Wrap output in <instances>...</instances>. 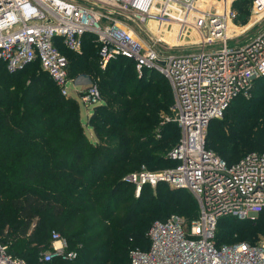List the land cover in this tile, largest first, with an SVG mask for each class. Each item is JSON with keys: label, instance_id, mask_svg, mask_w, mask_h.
<instances>
[{"label": "trees", "instance_id": "16d2710c", "mask_svg": "<svg viewBox=\"0 0 264 264\" xmlns=\"http://www.w3.org/2000/svg\"><path fill=\"white\" fill-rule=\"evenodd\" d=\"M248 1L233 2L240 21L247 8L238 7ZM59 47L68 59V76L88 74L98 87L101 103L86 121L93 138L81 122L78 100L62 95L38 61L14 72L0 65V242L26 264H128L130 248L148 247L151 222L144 233L137 231L139 213L162 220L175 214L186 223L198 213L185 188L159 182L165 193L147 194L145 207L149 185L136 197L134 186L123 180L140 165L166 169L175 164L166 157L179 139V128L165 120L171 88L155 72L139 76L125 57L101 69L93 34L82 36L79 52ZM205 147L227 163L264 150V77L254 80L249 97H235L221 118L209 122ZM253 224L264 231V210L250 219L223 216L215 239L253 242L244 232ZM52 231L77 252L75 258L40 260L51 249Z\"/></svg>", "mask_w": 264, "mask_h": 264}, {"label": "built area", "instance_id": "2783aa9c", "mask_svg": "<svg viewBox=\"0 0 264 264\" xmlns=\"http://www.w3.org/2000/svg\"><path fill=\"white\" fill-rule=\"evenodd\" d=\"M234 1L0 0V65L8 72L38 61L60 93L70 96L67 85L74 81L59 46L79 52L82 36L90 33L99 43L101 69L125 57L139 76L155 72L170 85L173 118L165 120L179 128V139L166 157L175 164L159 171L141 166L123 180L134 186L136 197L143 186L159 182L185 188L196 199L198 213L188 227L175 214L152 221L145 233L148 247L130 248L128 264H264V238L233 243L215 239L219 218L250 219L264 210V150L227 163L205 147L209 122L222 117L235 97H249L254 80L264 77V28L241 44H227L243 30L234 24ZM250 12L252 24L264 17V0H252ZM173 20L201 31L194 49H168L165 27ZM229 23L240 30L228 31ZM77 93L86 107L101 103L94 82ZM50 237L51 249L40 254L41 261L76 257L59 233L52 231ZM0 264L26 262L0 242Z\"/></svg>", "mask_w": 264, "mask_h": 264}, {"label": "rangeland", "instance_id": "374dc122", "mask_svg": "<svg viewBox=\"0 0 264 264\" xmlns=\"http://www.w3.org/2000/svg\"><path fill=\"white\" fill-rule=\"evenodd\" d=\"M249 1L246 4V6L245 5L243 6L240 4L238 7L240 9V11L241 10L243 11V9L247 8V15L245 16V15L241 14V16L244 17V19L242 21H240V15H239L240 12L239 13L237 12L238 16H237V20H235L234 24H237L240 27H243V30L241 31V33L238 37L228 39L227 40L228 45H235L236 43L241 44V43H243V41L247 40L250 37H253L259 30L264 28V17H262L260 20H258L254 24H252L253 15L250 12L252 0H249ZM232 5H233V3H232ZM231 7L233 8V6H231ZM234 10L238 11L237 9H234ZM173 22H175V23H171L165 27V41H166L167 45L170 44V46L168 45L169 46L168 49H170L173 52L183 51V50H187V49H194L196 47L195 42L197 41L198 37L202 35L201 31L194 30L191 24H188V23L184 24V22H181L180 20H173ZM237 29L240 30V28H237ZM167 30L172 31V35H170V33L168 34L166 32ZM80 51H81V49H80ZM72 79L74 81L73 82L74 84L72 85V83L70 82L67 85V87L69 88V95L78 100L79 107H80L79 111H80L81 122L84 125V128H85L87 135L89 136L90 139H92L93 134L91 132V128L86 127V121H87L88 115L92 111L93 105L86 107V105L80 101V99L78 97V93H77V91L83 90L84 88H86V86L88 84H90L91 80H90V77L88 74H83V73H80V74L76 75L75 77H72ZM253 106H256V104H254ZM169 112H170L169 114H166V117H168L169 119H172L173 118V112L170 109H169ZM252 121H253L252 118H249L248 123H252ZM254 122L256 123V120ZM212 151L216 152L215 150H212ZM141 166H143L145 169H147L149 171H159V170L163 169V166H161V165L158 166L157 168H154V169H151V168L149 169L145 165H140V167ZM126 172H128V170ZM156 185H154V186L149 185L148 187H145V189H144L145 195L142 199L143 204L141 206L146 207L145 203L147 202V196H146L147 194L152 195V196L162 197L163 192L165 193V190L162 187H157ZM169 191L172 192L171 189ZM182 195H184V194H182ZM155 220H162V219L151 217V214L149 212L139 213V215L137 217V222H136L138 225L136 226L135 229L139 232L144 233L147 224L149 222H152ZM189 223L185 224L186 227H188ZM244 232H246L248 236L250 235V239H253V240H259L261 238H264V231H261L260 229H258V227H256L254 224H253V226L246 227L244 229ZM235 237H236V235L228 238L229 242L235 241ZM223 241H227V240H223Z\"/></svg>", "mask_w": 264, "mask_h": 264}, {"label": "bare ground", "instance_id": "6f19581e", "mask_svg": "<svg viewBox=\"0 0 264 264\" xmlns=\"http://www.w3.org/2000/svg\"><path fill=\"white\" fill-rule=\"evenodd\" d=\"M228 31H236V32H238V29L229 23L228 24Z\"/></svg>", "mask_w": 264, "mask_h": 264}, {"label": "water", "instance_id": "95a60500", "mask_svg": "<svg viewBox=\"0 0 264 264\" xmlns=\"http://www.w3.org/2000/svg\"><path fill=\"white\" fill-rule=\"evenodd\" d=\"M171 174H172L173 176H178V171H177V170H173V171H171Z\"/></svg>", "mask_w": 264, "mask_h": 264}]
</instances>
